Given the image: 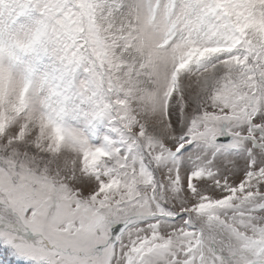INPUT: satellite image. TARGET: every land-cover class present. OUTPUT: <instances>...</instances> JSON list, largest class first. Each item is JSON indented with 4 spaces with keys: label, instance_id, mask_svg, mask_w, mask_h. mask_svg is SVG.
<instances>
[{
    "label": "snow or ice",
    "instance_id": "6c2138e0",
    "mask_svg": "<svg viewBox=\"0 0 264 264\" xmlns=\"http://www.w3.org/2000/svg\"><path fill=\"white\" fill-rule=\"evenodd\" d=\"M0 264H264V0H0Z\"/></svg>",
    "mask_w": 264,
    "mask_h": 264
}]
</instances>
